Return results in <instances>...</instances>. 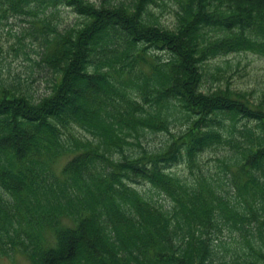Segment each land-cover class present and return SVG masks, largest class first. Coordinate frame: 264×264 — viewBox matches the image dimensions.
<instances>
[{"label": "trees", "instance_id": "trees-1", "mask_svg": "<svg viewBox=\"0 0 264 264\" xmlns=\"http://www.w3.org/2000/svg\"><path fill=\"white\" fill-rule=\"evenodd\" d=\"M168 1L173 28L150 18L165 0H0L1 16L64 5L82 18L63 30L36 22L50 93L34 101L0 84V233L30 264H215L207 241L220 224L244 229L251 215L264 225L256 218L264 213V105L230 88L202 89L208 60L264 56V0ZM171 118L185 129L157 150L141 147L145 131L170 133ZM216 147L230 151L216 158L235 202L200 165ZM180 162L191 182L169 173ZM135 184L151 185L169 206ZM247 246L257 264L262 251Z\"/></svg>", "mask_w": 264, "mask_h": 264}, {"label": "rangeland", "instance_id": "rangeland-1", "mask_svg": "<svg viewBox=\"0 0 264 264\" xmlns=\"http://www.w3.org/2000/svg\"><path fill=\"white\" fill-rule=\"evenodd\" d=\"M99 3L104 0H91ZM109 3L130 2L132 0H106ZM176 5L172 1L165 0L158 5H152L150 17L161 26L173 28L175 24L174 9ZM40 19H51L59 30L77 26L82 18L72 8L59 5L55 9L46 8L37 13V17L30 15L1 16L0 15V84L11 86L23 92L36 101L51 91L54 75L41 61L42 41L40 40ZM161 60L169 57L167 52L160 53ZM219 66L220 69H217ZM208 74L203 78L205 91L217 87L230 88L234 92H243L245 97L253 103L264 105V56L251 52L231 53L226 56H218L205 63ZM185 120L171 118L170 133L143 132L140 134L141 147L149 150L161 148L170 138V134H178L185 129ZM241 123L237 124V127ZM76 135L82 139L91 138L85 131L76 128ZM235 134V133H234ZM135 149H139L136 146ZM230 151L222 147L207 149L200 157V165L204 171L209 170L214 178L218 179L223 188L227 190L229 198L235 202L234 190L229 184L230 174H225L223 167L217 158L223 159L229 156ZM119 157V154H116ZM217 157V158H216ZM70 157H63L55 165L56 170L67 162ZM169 173L180 179L191 182L193 175L187 169L185 163L180 162L172 166ZM140 194L155 205L169 206V200L157 189L148 184H135ZM250 222L244 229H236L228 224H220L218 229L209 235L207 245L209 259L215 264H250L252 259L247 241L260 249L263 257H258L257 264H264V225H260L254 216H249ZM264 221V213L256 216ZM8 240L7 235L0 233V264H30L24 253L12 251V246L3 243ZM7 248L2 250V248ZM1 252H6L3 254Z\"/></svg>", "mask_w": 264, "mask_h": 264}]
</instances>
